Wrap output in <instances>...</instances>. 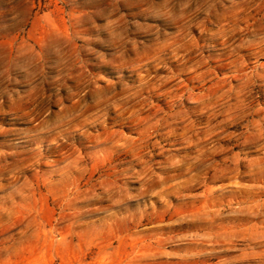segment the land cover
I'll use <instances>...</instances> for the list:
<instances>
[{"label": "clouds", "instance_id": "1", "mask_svg": "<svg viewBox=\"0 0 264 264\" xmlns=\"http://www.w3.org/2000/svg\"><path fill=\"white\" fill-rule=\"evenodd\" d=\"M0 264H264V0H0Z\"/></svg>", "mask_w": 264, "mask_h": 264}, {"label": "rangeland", "instance_id": "2", "mask_svg": "<svg viewBox=\"0 0 264 264\" xmlns=\"http://www.w3.org/2000/svg\"><path fill=\"white\" fill-rule=\"evenodd\" d=\"M4 122H5V123H10L8 120H5Z\"/></svg>", "mask_w": 264, "mask_h": 264}]
</instances>
